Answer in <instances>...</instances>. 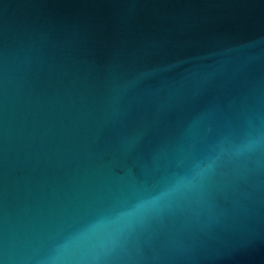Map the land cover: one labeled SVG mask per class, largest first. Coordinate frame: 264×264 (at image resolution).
Returning a JSON list of instances; mask_svg holds the SVG:
<instances>
[{
  "label": "water",
  "instance_id": "obj_1",
  "mask_svg": "<svg viewBox=\"0 0 264 264\" xmlns=\"http://www.w3.org/2000/svg\"><path fill=\"white\" fill-rule=\"evenodd\" d=\"M0 264H264V0H0Z\"/></svg>",
  "mask_w": 264,
  "mask_h": 264
}]
</instances>
